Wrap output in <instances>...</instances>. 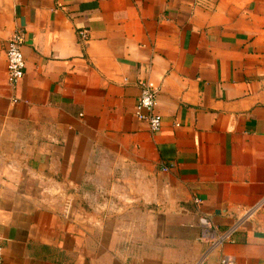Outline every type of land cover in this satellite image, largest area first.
<instances>
[{
  "label": "crops",
  "instance_id": "obj_1",
  "mask_svg": "<svg viewBox=\"0 0 264 264\" xmlns=\"http://www.w3.org/2000/svg\"><path fill=\"white\" fill-rule=\"evenodd\" d=\"M262 198L264 0H0L4 264H196ZM222 255L264 264V209Z\"/></svg>",
  "mask_w": 264,
  "mask_h": 264
},
{
  "label": "built area",
  "instance_id": "obj_2",
  "mask_svg": "<svg viewBox=\"0 0 264 264\" xmlns=\"http://www.w3.org/2000/svg\"><path fill=\"white\" fill-rule=\"evenodd\" d=\"M84 37V34H81ZM24 36L18 31L9 40L6 47V56L8 61V84L15 88L18 83L24 79L26 74V59L23 52ZM140 97L136 106V118L148 124L149 130L153 134H157L162 130V118L156 113L158 102V89L154 83L150 81H142L140 83ZM163 171H168L167 166H163ZM197 204H201L200 200H196ZM264 209V198L252 207L244 210L237 218L236 223L228 230L219 231L212 225L208 217H200V224L204 226L206 234H210L212 239L208 244L207 250L202 254L196 264H206L216 251L221 250L225 244L232 241L233 235L243 228L246 223L253 220ZM0 264H4V250L0 247ZM219 264H236L235 260L222 255Z\"/></svg>",
  "mask_w": 264,
  "mask_h": 264
}]
</instances>
